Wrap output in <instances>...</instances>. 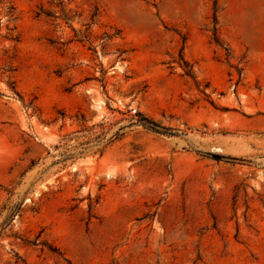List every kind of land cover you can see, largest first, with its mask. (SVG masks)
<instances>
[{"label": "rangeland", "instance_id": "obj_1", "mask_svg": "<svg viewBox=\"0 0 264 264\" xmlns=\"http://www.w3.org/2000/svg\"><path fill=\"white\" fill-rule=\"evenodd\" d=\"M0 264H264V0H0Z\"/></svg>", "mask_w": 264, "mask_h": 264}, {"label": "trees", "instance_id": "obj_2", "mask_svg": "<svg viewBox=\"0 0 264 264\" xmlns=\"http://www.w3.org/2000/svg\"><path fill=\"white\" fill-rule=\"evenodd\" d=\"M148 123V122H147ZM148 125H149V123H148ZM152 125V124H151ZM153 126V125H152ZM154 127V126H153Z\"/></svg>", "mask_w": 264, "mask_h": 264}]
</instances>
